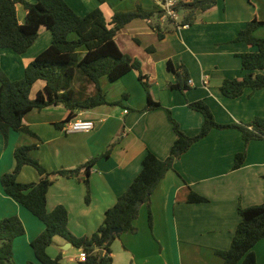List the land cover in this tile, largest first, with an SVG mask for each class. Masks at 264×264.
Returning a JSON list of instances; mask_svg holds the SVG:
<instances>
[{
    "label": "crops",
    "instance_id": "obj_1",
    "mask_svg": "<svg viewBox=\"0 0 264 264\" xmlns=\"http://www.w3.org/2000/svg\"><path fill=\"white\" fill-rule=\"evenodd\" d=\"M65 2L80 16L100 8L107 21L115 13L138 9L154 13L149 19L137 18L128 23L117 32L115 41L123 53L140 60L150 96L162 105L159 109L145 110L146 91L138 80V72L131 71L115 82L107 78L100 80L110 104L81 111L76 116L77 120L94 123V129L88 133H66L57 127L68 114L62 105L25 115L23 122L35 136L10 132L5 143L0 133V178L14 169L13 154L20 146H35L30 154L47 172L74 170L98 159L88 177L89 203L85 201L83 174L73 178L55 176L47 194L48 210L64 206L70 231L83 237L97 230L105 211L139 174L148 152L159 159L169 155L176 134L166 109L187 136L198 134L204 120L201 113L188 107V102L203 100L219 124L248 123L255 117L264 118V88L245 89L237 98H228L220 91L225 79H239L244 75L238 55L255 49L234 39L248 22L264 21V0H218L212 9L199 12L193 24L187 23L188 28L181 27L182 23L161 19L157 0H105L104 4L98 0ZM24 17L25 12L23 21ZM152 25L160 27L162 39ZM42 31L44 43L38 46L36 41L19 57L22 64L16 70V79L23 77L29 62L49 47L52 35ZM254 36L264 40V25L254 31ZM8 50L0 49V59L7 57ZM79 53L83 55L85 51L80 49ZM169 61L174 67L183 65L188 72L191 83L184 93L169 87L175 82L174 74L167 68ZM43 87L44 83L33 87L31 97ZM109 146L112 147L109 156L103 157ZM244 150L243 165L232 170L235 155ZM39 179L38 173L29 166L18 176V181L24 184L36 183ZM191 191L208 201L188 203ZM263 201L264 139H255L246 145L241 132L235 128L213 129L166 173L151 196L149 209L146 205L140 209L135 222L138 232L123 233L122 247L112 246V264H223L215 251L229 249L240 222L238 208L260 205ZM10 216L19 217L25 227V236L13 242L14 264L37 261L31 242L45 226L7 196L0 183V220ZM254 252L257 261L264 264V240L256 244ZM47 253L52 258L60 256L63 264H80L79 249L61 237L54 238Z\"/></svg>",
    "mask_w": 264,
    "mask_h": 264
},
{
    "label": "trees",
    "instance_id": "obj_2",
    "mask_svg": "<svg viewBox=\"0 0 264 264\" xmlns=\"http://www.w3.org/2000/svg\"><path fill=\"white\" fill-rule=\"evenodd\" d=\"M101 4L105 0H98ZM218 0H185L176 5L181 13L182 24H193L199 12L212 9ZM25 12L23 23L17 17L18 6ZM154 13H146L141 9L134 12L115 13L107 21L103 11L96 8L84 16L78 15L65 0H0V49H10L15 54L22 55L34 44L39 30L45 27L52 35L48 48L37 55L24 70L19 80H12L0 69V133L7 142L10 132L35 134L24 124L26 114L33 110H42L51 106L62 105L68 110L64 121L57 127L76 118L81 111L110 104L100 86V80L105 77L115 82L131 71L138 72V80L147 94L145 110L159 109L162 105L152 100L149 84L141 71L139 59L123 53L115 41L118 31L131 21L141 18L149 19ZM167 23H171L167 20ZM264 25V21L256 19L247 23L234 42H245L250 48L246 53L239 54L244 75L239 79H225L221 93L228 98L241 96L245 89L257 91L264 88V40L256 38L254 31ZM153 26V25H152ZM163 38L160 27L154 25ZM74 34L75 39H70ZM85 49L80 55L79 50ZM152 51V48H148ZM175 77V82L169 87L184 93L189 89V75L183 65L167 64ZM37 81H43L44 87L36 96L31 97L32 89ZM188 107L201 113L204 120L202 128L195 136H187L181 131L179 123L166 109L168 119L176 134L169 155L159 159L148 152L142 160V168L128 188L117 198L116 203L104 213L103 222L91 236L77 237L68 227V212L64 206L53 210L47 208V194L55 176L61 178L85 176L86 196L89 203L90 191L88 177L92 166L98 160L92 161L74 169L47 172L30 152L35 146H20L14 151L15 167L11 172L0 178L4 193L14 199L45 226L44 230L31 242L35 257L40 264H63L61 257L52 258L47 248L55 237H61L75 248L83 250L87 258L80 264H112V243L123 233L136 234V220L140 209L146 205L149 209L151 196L171 170L176 160L180 159L194 143L206 137L213 129L235 128L242 134L246 145L255 139H264V118L255 117L248 123L219 124L215 121L209 106L203 101L188 102ZM108 147L103 157H108L111 149ZM112 148V147H111ZM246 159V150L235 155L232 170L239 169ZM32 167L40 176L36 183L24 184L18 181L21 170ZM188 203H205L208 200L191 191ZM240 222L236 227L231 245L227 250H216L223 264H261L257 261L254 247L264 240V201L260 205L239 207ZM148 223L152 226V216L149 210ZM121 228L118 235H110L111 230ZM25 234V227L17 216L0 220V264H14L13 242ZM26 264H35L27 262Z\"/></svg>",
    "mask_w": 264,
    "mask_h": 264
},
{
    "label": "built area",
    "instance_id": "obj_3",
    "mask_svg": "<svg viewBox=\"0 0 264 264\" xmlns=\"http://www.w3.org/2000/svg\"><path fill=\"white\" fill-rule=\"evenodd\" d=\"M159 3V11L161 19L169 20L173 24L181 23V14L176 10V5L179 3L178 0H157ZM183 28H188L187 24H180ZM191 83V81H190ZM204 84H207V80H204ZM94 129V123L90 120H77L72 119L66 123L63 130L66 133H88ZM87 258V254L82 249L79 250L78 260L84 262Z\"/></svg>",
    "mask_w": 264,
    "mask_h": 264
},
{
    "label": "rangeland",
    "instance_id": "obj_4",
    "mask_svg": "<svg viewBox=\"0 0 264 264\" xmlns=\"http://www.w3.org/2000/svg\"><path fill=\"white\" fill-rule=\"evenodd\" d=\"M23 15H24V10H23V8L21 7V5H19L18 6V12H17V17H18V20H21V21H23ZM41 29V31L39 30V34H38V37H37V39H36V41H39L38 42V46H40L41 45V43L43 42L44 43V39L43 40H41L42 38V36H43V34L41 33V32H43L42 31V29H44V31H48L45 27H42V28H40ZM47 33H49V36L51 35L50 34V32L48 31ZM42 34V35H41ZM40 35V36H39ZM40 39V40H39ZM70 39H75V35L74 34H71L70 35ZM34 42V43H37V42ZM34 45V44H33ZM81 50L82 51H85V49L84 48H81ZM7 53H9L8 55H7V57L5 58V59H0V69L6 74V76L8 77V78H10V79H12V80H19L20 78H22V77H19V79H16V78H18L17 77V74H16V70H17V68L19 67V66H21V64H22V60H20L19 59V57H22L21 55H17V54H15L12 50H8V52ZM13 78H15V79H13ZM102 79H106L105 77H103ZM101 79V80H102ZM44 82L43 81H38V84L36 83L35 84V88H38L39 86H40V84H43ZM34 88V89H35ZM25 236V235H24ZM19 238V237H18ZM20 238H22V237H20ZM17 239V238H16ZM115 245V247H119V245H120V247H122L121 246V240H120V237L119 238H116L114 241H113V243H112V246H114ZM32 247V246H31ZM14 249H15V247H14ZM21 249H24V248H21ZM33 263H35V264H40L39 262H37V261H34ZM26 264V263H25Z\"/></svg>",
    "mask_w": 264,
    "mask_h": 264
},
{
    "label": "water",
    "instance_id": "obj_5",
    "mask_svg": "<svg viewBox=\"0 0 264 264\" xmlns=\"http://www.w3.org/2000/svg\"><path fill=\"white\" fill-rule=\"evenodd\" d=\"M121 232H122V229H121V228H115V229L111 230L110 235H111V236L114 235V234L118 235V234H120ZM69 245H70V244H69Z\"/></svg>",
    "mask_w": 264,
    "mask_h": 264
}]
</instances>
